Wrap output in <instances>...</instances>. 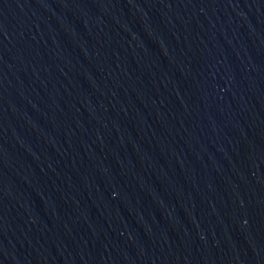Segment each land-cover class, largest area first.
Segmentation results:
<instances>
[{
  "label": "water",
  "instance_id": "95a60500",
  "mask_svg": "<svg viewBox=\"0 0 264 264\" xmlns=\"http://www.w3.org/2000/svg\"><path fill=\"white\" fill-rule=\"evenodd\" d=\"M0 264H264V0H0Z\"/></svg>",
  "mask_w": 264,
  "mask_h": 264
}]
</instances>
